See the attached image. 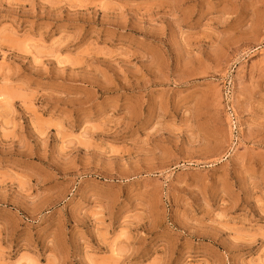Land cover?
<instances>
[{"label":"rangeland","instance_id":"1","mask_svg":"<svg viewBox=\"0 0 264 264\" xmlns=\"http://www.w3.org/2000/svg\"><path fill=\"white\" fill-rule=\"evenodd\" d=\"M0 264H264V0H0Z\"/></svg>","mask_w":264,"mask_h":264}]
</instances>
